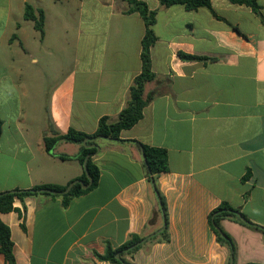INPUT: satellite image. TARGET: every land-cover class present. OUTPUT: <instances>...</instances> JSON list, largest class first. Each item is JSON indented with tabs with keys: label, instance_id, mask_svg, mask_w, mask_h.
<instances>
[{
	"label": "crops",
	"instance_id": "1",
	"mask_svg": "<svg viewBox=\"0 0 264 264\" xmlns=\"http://www.w3.org/2000/svg\"><path fill=\"white\" fill-rule=\"evenodd\" d=\"M157 10L143 118L121 139H100L98 184L64 206L61 197L14 199L0 214L15 264H110L98 259L133 235L165 228L169 241L144 242L132 264H228L230 251L209 223L222 203L264 227V21L246 5ZM264 15V0H259ZM44 14V33L25 18ZM124 0H0V193L81 180L80 146L53 130L94 133L116 120L141 72L146 25ZM218 17H217V16ZM194 56L184 59L180 53ZM139 143L163 148L168 170L149 179ZM61 156H65L62 158ZM235 264H264V233L231 218ZM0 264H9L0 255Z\"/></svg>",
	"mask_w": 264,
	"mask_h": 264
},
{
	"label": "trees",
	"instance_id": "2",
	"mask_svg": "<svg viewBox=\"0 0 264 264\" xmlns=\"http://www.w3.org/2000/svg\"><path fill=\"white\" fill-rule=\"evenodd\" d=\"M124 1H126L130 6L128 12H138L144 19L146 25L145 35L142 39L141 72L135 77L133 84L130 87V99L128 105L118 114L116 120H112L109 117H102L98 123L97 130L92 134L72 128L66 134H60L58 131L53 130V135L50 137H45L44 139L45 149L48 152H51L55 144L59 141H67L78 144L80 146V153L77 159L83 166L86 165L87 171L91 177V182L87 178L86 172L84 171L80 179L83 180L85 185H88V187L84 189L80 183H76L69 193L63 195L53 194L51 192H41L40 190L50 189L61 192L64 191L67 186L43 185L36 186L31 189L18 190L17 192L10 191L0 193V214L14 210L15 198L24 200L26 197L44 194L52 197H61L64 206H67L74 197L85 194L89 190L96 187L100 178V170L99 167L93 162V157L99 151L98 141L100 139L122 141V131L131 129L143 118L144 109L154 96L153 94H149L148 96L145 95L146 84L148 82L154 81L157 78L156 74L152 70L151 62V47L157 41V36L153 30V26L156 22L157 10L151 9L149 5L143 0ZM229 1L233 4L246 5L250 7L254 13L257 14L262 19V21H264V15L261 12L262 7L259 3V0ZM159 2L163 7L183 5L189 11L197 10L201 7L212 9V0H159ZM25 18L27 20L35 21L36 29H38L41 33H44V14L42 10L39 11V16L37 18L33 7L28 5L25 10ZM180 56L184 59L195 58L194 56L187 55L182 52L180 53ZM139 146L145 155L149 179L154 183V188L160 197L162 210L166 214V203L160 193L157 184V176L160 173L166 172L168 170L167 150L163 148L151 147L142 143H139ZM61 157L65 158V156ZM223 218L234 219L238 223L251 229L258 230L262 233H264V227L252 222L243 213H241L240 210L231 207L226 202L222 203L210 214L209 223L217 236L218 242L221 245L227 246L230 251L228 264H231L232 259L234 261L233 264H235L237 257V245L232 236L221 227L220 221ZM165 224V228L159 233L147 236L133 235L128 242L119 248L113 249L112 246L108 244L104 254L96 253V255L98 259L102 261H108L110 264H132L127 260L126 256L133 255L135 252H137L142 247L144 242L151 240L169 241L167 217L165 218ZM137 243L139 245H136ZM118 253L121 260L117 258ZM1 254L5 256L9 264H15L10 228L0 219V255Z\"/></svg>",
	"mask_w": 264,
	"mask_h": 264
},
{
	"label": "water",
	"instance_id": "3",
	"mask_svg": "<svg viewBox=\"0 0 264 264\" xmlns=\"http://www.w3.org/2000/svg\"><path fill=\"white\" fill-rule=\"evenodd\" d=\"M142 153H143L144 160H146L143 151H142ZM84 169H85V172H86L87 178H88V179L90 180V182H91V177H90V175H89V173H88V171H87V167H86V165H84ZM76 183H80L84 189L88 187V185H85V183H84L83 180H75V181L72 182V183H71V184H70V185H69L64 191H61V192L53 191V190H50V189H42V190H40V191H41V192H51V193H53V194H61V195H63V194L69 193L70 190L73 188V186H74ZM17 191H18V190H15V191H12V192H17ZM136 245H139V244L137 243ZM117 258H118L119 260H121V259H120V255H119V253L117 254ZM233 263H234V261H233V259H232V260H231V264H233Z\"/></svg>",
	"mask_w": 264,
	"mask_h": 264
}]
</instances>
